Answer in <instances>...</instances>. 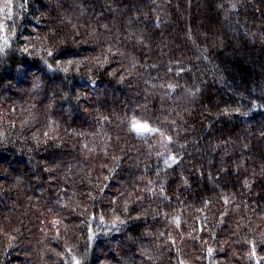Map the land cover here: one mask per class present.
<instances>
[{"label": "trees", "instance_id": "obj_1", "mask_svg": "<svg viewBox=\"0 0 264 264\" xmlns=\"http://www.w3.org/2000/svg\"><path fill=\"white\" fill-rule=\"evenodd\" d=\"M8 1L0 264H264V0Z\"/></svg>", "mask_w": 264, "mask_h": 264}, {"label": "rangeland", "instance_id": "obj_2", "mask_svg": "<svg viewBox=\"0 0 264 264\" xmlns=\"http://www.w3.org/2000/svg\"><path fill=\"white\" fill-rule=\"evenodd\" d=\"M10 3L8 0H0V16L1 17H6L7 14L10 11V7H9ZM1 27V25H0ZM140 127V126H139Z\"/></svg>", "mask_w": 264, "mask_h": 264}, {"label": "snow or ice", "instance_id": "obj_3", "mask_svg": "<svg viewBox=\"0 0 264 264\" xmlns=\"http://www.w3.org/2000/svg\"><path fill=\"white\" fill-rule=\"evenodd\" d=\"M5 43H7V41H5ZM49 54L51 55V53H49ZM71 63H72V61H69V64H71ZM65 71H67V69H65ZM135 130L137 132H141V133H148V132L151 131V129H149L147 127V125H143V126H140V127H136ZM76 264H79V261H76Z\"/></svg>", "mask_w": 264, "mask_h": 264}]
</instances>
